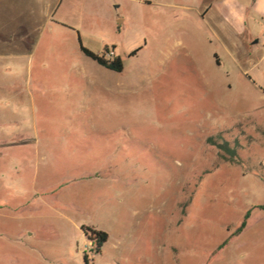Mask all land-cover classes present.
Instances as JSON below:
<instances>
[{
    "label": "rangeland",
    "instance_id": "obj_1",
    "mask_svg": "<svg viewBox=\"0 0 264 264\" xmlns=\"http://www.w3.org/2000/svg\"><path fill=\"white\" fill-rule=\"evenodd\" d=\"M212 4L0 0V264H264V15Z\"/></svg>",
    "mask_w": 264,
    "mask_h": 264
},
{
    "label": "crops",
    "instance_id": "obj_2",
    "mask_svg": "<svg viewBox=\"0 0 264 264\" xmlns=\"http://www.w3.org/2000/svg\"><path fill=\"white\" fill-rule=\"evenodd\" d=\"M256 1L258 3L256 6L248 7L240 4L237 0H219V2L215 0V4L205 10H199L201 26L210 34L208 41H224L232 35L242 33L247 26L250 9L263 16L264 0ZM217 14L220 16L219 23L216 21Z\"/></svg>",
    "mask_w": 264,
    "mask_h": 264
},
{
    "label": "trees",
    "instance_id": "obj_3",
    "mask_svg": "<svg viewBox=\"0 0 264 264\" xmlns=\"http://www.w3.org/2000/svg\"><path fill=\"white\" fill-rule=\"evenodd\" d=\"M81 52L92 61L96 62L99 66L115 73H122L125 68L124 61L121 57L115 55V47L112 50L106 48L105 54H96L85 48L82 44L80 45ZM138 51L131 54V57L135 56ZM107 54L109 55L107 57ZM208 144L218 149L219 157L229 163L239 164L240 158L238 155V144L234 147L227 141L220 143L215 141L214 138L208 139ZM248 218V215L246 216ZM246 227V221L243 222L240 231ZM85 236L94 243L96 246L95 252L99 254L102 247L108 241V234L103 231H97L89 227H82ZM86 264H89V257L87 254L84 256Z\"/></svg>",
    "mask_w": 264,
    "mask_h": 264
}]
</instances>
